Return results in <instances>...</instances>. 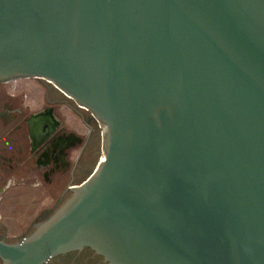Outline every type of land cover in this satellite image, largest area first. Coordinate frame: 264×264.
<instances>
[{"label": "water", "instance_id": "obj_1", "mask_svg": "<svg viewBox=\"0 0 264 264\" xmlns=\"http://www.w3.org/2000/svg\"><path fill=\"white\" fill-rule=\"evenodd\" d=\"M25 78L102 156L1 264H264V0H0V81Z\"/></svg>", "mask_w": 264, "mask_h": 264}, {"label": "flooded vegetation", "instance_id": "obj_2", "mask_svg": "<svg viewBox=\"0 0 264 264\" xmlns=\"http://www.w3.org/2000/svg\"><path fill=\"white\" fill-rule=\"evenodd\" d=\"M31 79L38 84L39 92L28 89L26 80ZM60 106L72 117L63 118L57 111ZM101 155L102 129L90 110L45 79L0 81V193L12 186H41L42 178L51 185L65 183L53 205L56 207L69 192L68 185L87 178ZM52 209H43L31 223ZM3 237L0 232V239ZM53 263L108 264L90 248L68 252L47 264Z\"/></svg>", "mask_w": 264, "mask_h": 264}, {"label": "crops", "instance_id": "obj_3", "mask_svg": "<svg viewBox=\"0 0 264 264\" xmlns=\"http://www.w3.org/2000/svg\"><path fill=\"white\" fill-rule=\"evenodd\" d=\"M58 113L63 118H70L71 114L64 108L63 106L58 107ZM72 117V116H71ZM54 121H52V124ZM28 177L27 174H25ZM42 185L38 187H33L31 185H25L20 189H12V187L6 189L5 191L0 193L2 197L0 201V216L2 217L3 223H8L4 218H12L15 217L11 213V208H18V206L22 205L25 206L26 204L29 205L27 209V213L32 212L29 216L28 220L25 223H31V221L36 217V215L41 212L45 208H49L52 205V202L55 199V196L58 195L60 191H63L65 187V183L59 184H52L45 178L41 179ZM43 191L47 194L46 195V206L43 207V199L42 194ZM33 192H35V196L33 197ZM62 194V193H61ZM38 201L39 203H37Z\"/></svg>", "mask_w": 264, "mask_h": 264}, {"label": "rangeland", "instance_id": "obj_4", "mask_svg": "<svg viewBox=\"0 0 264 264\" xmlns=\"http://www.w3.org/2000/svg\"><path fill=\"white\" fill-rule=\"evenodd\" d=\"M26 82H29L28 84V89H32L34 92H39V88H38V84L35 82L34 79L31 80H26ZM36 89V91L34 90ZM32 91V92H33ZM37 94V93H36ZM99 147V144H96V151ZM102 156V155H101ZM101 158V157H100ZM25 185H19V186H12V189H20L22 187H24ZM62 191H60L58 193V195L55 196V199H53L54 201L52 202V211L59 206L67 197L70 196V192H67L66 195L64 196V198L62 199V201H60V203L56 206L53 207L55 201L57 198L60 197ZM46 193L43 191L42 194V201H43V207L46 206L45 202L46 200ZM35 196V192H33V197ZM37 203H39L38 201H36ZM29 208V205H25V206H18V208H11V213L13 216L12 218H4L8 223H0V232L4 234V236L7 238L8 241H16L19 240L20 238H22L23 236H25L26 234L30 233L33 229H34V224L36 223H25L26 220H28L29 216L31 215L32 212H29V214L27 213V209ZM48 213H43L42 216L39 215V221L45 219L47 216H49L51 214V212ZM54 259V258H53ZM54 264V263H53ZM64 264H68V263H64Z\"/></svg>", "mask_w": 264, "mask_h": 264}]
</instances>
